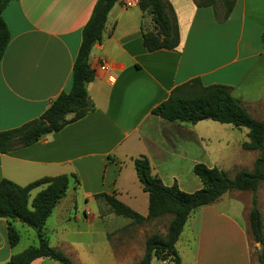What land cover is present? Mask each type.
Here are the masks:
<instances>
[{
    "label": "crops",
    "instance_id": "0c3cea01",
    "mask_svg": "<svg viewBox=\"0 0 264 264\" xmlns=\"http://www.w3.org/2000/svg\"><path fill=\"white\" fill-rule=\"evenodd\" d=\"M126 1L111 8L101 42L91 50L94 76L86 91L94 111L29 147L0 153V182L24 187L45 177L74 175L77 186L73 180L69 184L85 203L99 204L95 195L114 196L146 217L148 196L137 180L135 159L145 157L152 176L165 186L176 183L180 190L178 176L188 177L195 164L217 168L199 132L200 124L211 121L178 124L152 114L175 87L198 78L204 86L229 87L254 119L264 111V0H235L225 20L223 0H163L173 9L179 42L172 51L154 52L142 40L143 32L153 29L151 17ZM96 2L17 0L5 7L2 18L10 41L0 62V132L37 119L69 90L81 32ZM194 185L195 191L202 187ZM39 191L33 190L31 198ZM238 193L244 192H227L189 215L175 244L180 264H256L248 225L251 197L246 204ZM66 196L51 214L60 216L53 242L47 237L51 247L73 264H135L142 259L146 222L126 224L112 214L65 215L61 202ZM11 224L20 236L23 225ZM7 227L8 221L0 219V264L24 250L19 243L10 248ZM31 264L58 263L39 258Z\"/></svg>",
    "mask_w": 264,
    "mask_h": 264
},
{
    "label": "trees",
    "instance_id": "16d2710c",
    "mask_svg": "<svg viewBox=\"0 0 264 264\" xmlns=\"http://www.w3.org/2000/svg\"><path fill=\"white\" fill-rule=\"evenodd\" d=\"M17 0H0V62L10 41L8 28L2 18L5 7ZM121 0H97L92 15L81 32V43L74 59L70 88L61 93L37 119L20 127L0 132V153L5 154L29 147L42 137L57 133L94 111L88 98L86 85L93 80L94 73L89 65L91 50L101 42L107 14ZM235 0H223L221 18L230 15ZM201 6L200 4H197ZM141 11L146 12L153 22V29L142 34L143 45L148 52L174 50L179 42L178 27L173 9L163 0H138ZM264 44V33L261 36ZM152 114L171 123L195 125L211 121L229 125L236 129H247V141L241 144L244 151L258 152L251 171H239L230 177L225 171L204 164H195L192 172L202 187L192 193L181 191L176 183L165 186L151 175L145 157L134 160V170L141 189L148 196V213L142 217L114 196L95 195L102 199L109 211L129 219L133 224L170 217L164 235L152 234L144 242V255L135 264H151L152 259L180 264L175 244L189 215L196 209L215 203L227 192H249L251 207L248 212L249 233L254 243L264 246L263 222L257 207L256 193L264 182V122L254 119L241 101L231 95V89L223 85L204 86L195 78L175 87L168 98L152 110ZM78 181L74 175H60L38 179L24 187L10 181L0 182V219L8 221L7 237L10 248H15L20 236L12 221L31 228L36 233L37 243L12 257L3 264H31L36 259L46 258L58 264H73L61 250L49 245L45 223L53 209L66 195L69 182ZM40 191L31 198V192ZM262 264V257H259Z\"/></svg>",
    "mask_w": 264,
    "mask_h": 264
},
{
    "label": "rangeland",
    "instance_id": "374dc122",
    "mask_svg": "<svg viewBox=\"0 0 264 264\" xmlns=\"http://www.w3.org/2000/svg\"><path fill=\"white\" fill-rule=\"evenodd\" d=\"M255 111V115H257ZM260 114L257 115L258 121H264V111L259 112ZM199 125V124H198ZM199 132L200 135L203 137L204 141L207 143L208 150H211V152L214 153L213 158L216 160L217 168H221L224 170L230 177H233L237 172L245 170V171H251L253 163L255 159L258 156V152H250V151H244L241 148V144L245 141L247 132V129L241 128L236 129L232 126L228 125H222L214 122H207V124H200L199 125ZM247 134V133H246ZM184 175V176H182ZM178 178L181 180V190L190 193L195 191V185L194 183H198L200 185V182L198 178L192 173V171H189L188 177H186L185 173H181ZM191 179H195L194 183L191 182ZM74 186L76 187L75 183ZM80 193L78 191L73 190V184H69V189L66 193V199L61 202V205L65 207V215H79L82 217V215L85 212H88L89 215H111L112 213L109 211L107 205L105 202L100 199V203H85L84 200L79 195ZM236 195L240 196V199L245 202L246 204H250V197L251 194L249 192L244 193H238ZM258 208L261 209V211L264 214V182H262L258 189ZM56 210H54V213ZM86 215V214H84ZM114 215V214H112ZM263 221H264V215H262ZM118 221H123V223H128L130 220L127 218L119 217ZM170 217H164L159 220H156V222H146V224H143V228L147 233V236L150 237L152 234H160L164 235L168 223H169ZM60 221V216L58 215H51L49 219L46 222L45 225V233L48 238H50L51 242H53V228L57 226V224ZM20 232V242H19V248H23L24 250L27 249L30 246H34L37 243L36 239V233L33 229L28 228L26 226H22L18 229ZM264 234V229H263ZM260 249L259 245L256 244L253 245V251H252V258L253 262L256 264H261L259 262V257H262V264H264V246H263V253L262 255H259ZM152 264H157V260L153 259ZM162 262H168V261H162Z\"/></svg>",
    "mask_w": 264,
    "mask_h": 264
},
{
    "label": "built area",
    "instance_id": "2783aa9c",
    "mask_svg": "<svg viewBox=\"0 0 264 264\" xmlns=\"http://www.w3.org/2000/svg\"><path fill=\"white\" fill-rule=\"evenodd\" d=\"M133 4H138V0H128V1L125 2V5H127V6H131ZM99 68L102 71H105L106 70V66L105 65H101Z\"/></svg>",
    "mask_w": 264,
    "mask_h": 264
},
{
    "label": "water",
    "instance_id": "95a60500",
    "mask_svg": "<svg viewBox=\"0 0 264 264\" xmlns=\"http://www.w3.org/2000/svg\"><path fill=\"white\" fill-rule=\"evenodd\" d=\"M259 249H260L259 255H262V253H263V246L259 245Z\"/></svg>",
    "mask_w": 264,
    "mask_h": 264
}]
</instances>
